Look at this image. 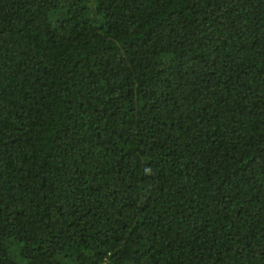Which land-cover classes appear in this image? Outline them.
I'll return each mask as SVG.
<instances>
[{"label":"trees","instance_id":"trees-1","mask_svg":"<svg viewBox=\"0 0 264 264\" xmlns=\"http://www.w3.org/2000/svg\"><path fill=\"white\" fill-rule=\"evenodd\" d=\"M0 264H264V0H0Z\"/></svg>","mask_w":264,"mask_h":264}]
</instances>
